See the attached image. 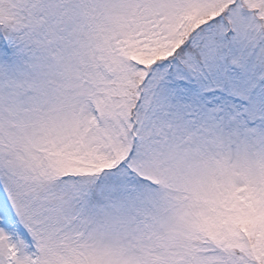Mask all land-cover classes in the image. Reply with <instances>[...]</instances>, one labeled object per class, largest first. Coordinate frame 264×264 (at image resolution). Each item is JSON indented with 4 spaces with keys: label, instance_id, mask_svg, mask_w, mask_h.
Here are the masks:
<instances>
[{
    "label": "snow or ice",
    "instance_id": "obj_1",
    "mask_svg": "<svg viewBox=\"0 0 264 264\" xmlns=\"http://www.w3.org/2000/svg\"><path fill=\"white\" fill-rule=\"evenodd\" d=\"M0 264H264V0H0Z\"/></svg>",
    "mask_w": 264,
    "mask_h": 264
}]
</instances>
